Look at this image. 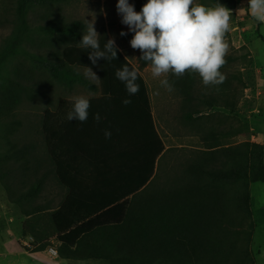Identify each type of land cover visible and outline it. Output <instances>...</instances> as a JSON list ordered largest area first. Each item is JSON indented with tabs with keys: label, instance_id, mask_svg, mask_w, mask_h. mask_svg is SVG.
Returning <instances> with one entry per match:
<instances>
[{
	"label": "trees",
	"instance_id": "trees-1",
	"mask_svg": "<svg viewBox=\"0 0 264 264\" xmlns=\"http://www.w3.org/2000/svg\"><path fill=\"white\" fill-rule=\"evenodd\" d=\"M55 1L58 0H15L16 24L0 47V140L8 141L14 132L15 120L8 118L14 115L17 105L38 94L37 84L30 81L34 68L41 74L49 73L59 84L69 87L79 83L98 94L89 98L85 122L67 119L72 102L63 98L54 109H45L40 117L39 133L48 162L47 173L59 187L66 189L64 199L51 206V210L48 211L46 203H34L42 189V180L16 192L12 190V182L2 177L12 169L0 173V184L29 219L24 223L29 224L46 212L50 235L57 233L59 257L104 259L108 264H203L205 261L254 264L249 248L254 226L249 183H264V145L241 142L206 151L180 146L188 152V157L179 163L183 174L177 181L169 172L170 167L159 166L164 158H168L166 164L173 161L172 154L178 149L164 146L144 79L139 74V91L130 96L125 84L115 75L125 64L132 65L120 49L117 47L116 59L99 58L92 64L91 50L78 44L84 32L83 21H65L61 14H53L46 8L49 13L42 16L45 22L30 25L28 13L32 8ZM216 2L199 0L197 5ZM219 2L232 6L228 0ZM36 31L44 33L48 43L50 39L53 42L59 39L60 44H52L45 55L30 52L21 46L22 40ZM98 33L103 49L110 37L104 27ZM19 53L26 60H17L15 65L7 67L8 59ZM81 67H90L100 80L97 83L88 80L76 70ZM24 80L28 82L23 83ZM183 93L186 97L181 105L180 123L198 137L196 99L191 92ZM124 98L131 103L124 105ZM48 102L52 104L51 100ZM97 113L101 117L99 122L94 119ZM105 129L111 131L110 139L105 138ZM34 148V143L18 147L9 144L0 154V164L29 155ZM248 151L256 156L257 162L242 166L243 152L246 156ZM29 162V158H24L20 165L23 168ZM44 176L45 173L41 178ZM228 185L235 186L237 196L234 202L227 201L230 206L222 195ZM237 211L240 216L243 213V225L247 229L233 234V240L229 238L233 233L230 232L229 241L223 240V231H231L232 227V220L225 218L227 212L233 217ZM31 233L43 238L42 234ZM221 250L226 257L220 258Z\"/></svg>",
	"mask_w": 264,
	"mask_h": 264
},
{
	"label": "rangeland",
	"instance_id": "rangeland-1",
	"mask_svg": "<svg viewBox=\"0 0 264 264\" xmlns=\"http://www.w3.org/2000/svg\"><path fill=\"white\" fill-rule=\"evenodd\" d=\"M117 2L118 0H58L50 4L35 6L28 13V20L31 26L42 25L45 22L42 16L49 13L45 10L46 8H50L53 14H61L65 21L79 19L84 22L85 19L92 20L95 17L96 31L104 27L109 37L115 39L116 46L125 57H128L131 64L136 66L144 79L156 127L165 144L178 149L172 154L173 161L169 160L166 164L168 158H164L159 166L164 169L170 167L169 172L176 177L177 181L183 174V166L179 163L184 157H188V152H184L179 146H184L185 149L197 147L201 151H206L241 142L264 145V23H259L257 27L256 20L251 16L248 8L249 0H228L232 5L227 7L231 12L229 13V29L224 33V42L228 45V49L225 54L226 63L220 69L226 76L225 82L205 87L199 74L186 72L180 78L169 74L167 79L174 88L171 92L160 85V79L165 78L163 75L154 78L151 74V65L140 63L141 51L131 47L130 41L133 33L121 23V17L116 10ZM129 3L134 4L135 10L139 12L147 0H129ZM198 3L199 0H193L192 6ZM14 6L15 0H0V47L3 39L10 35L16 24ZM205 6L211 5L206 3ZM84 31H86V24ZM121 31L127 34L121 36ZM22 41L21 46L37 55H45L46 50L52 48V44H60L59 39L54 42L50 39L51 44L48 43L47 36L41 31L32 32ZM17 60H26V57L21 53L16 56L12 55L8 59L7 67L15 65ZM76 70L91 82L97 83L90 78V74L85 75L87 68L81 67ZM30 81L37 84L38 94L30 100L24 99L17 105L14 115L8 118L15 120L14 132L9 136L8 141L0 140V154L9 147V144L18 147L22 144L34 143L35 148L30 150L29 155L18 156L0 164V173L7 168L12 169L10 173L6 172L2 177L12 182V190L16 192L19 189H26L39 179L42 180V189L35 197L34 203L45 205L47 192L55 191L60 195V189L53 176L47 173L48 162L44 157L39 133L40 117L45 109H54L61 98L70 103L74 95H85L90 98L98 92L88 90L79 83H73L69 87L64 86L56 82L49 73L41 74L35 68L30 74ZM26 82L28 81H23V83ZM183 92H191L192 98L194 96L196 99L198 137L185 133L184 126L180 123L181 105L186 97ZM48 100H51L52 104ZM180 133L185 134L181 136ZM222 135L226 136L221 138ZM242 156V166L249 167L257 162L256 156L250 151L246 156L243 152ZM24 158H29L30 162L22 168L20 162H23ZM43 173L45 176L42 179ZM222 192V195L227 197L225 198L227 206H230V203L234 202L237 197L235 186L228 185L223 188ZM249 192L251 217L254 222L249 248L254 256V264H264V183L250 182ZM10 198L9 193L0 184V264H36L38 256L35 252L51 245L49 241L51 230L48 226L46 212L40 213V218H35L29 224L24 223L29 219H26L20 207ZM240 214L237 211L232 217L227 212L225 218L232 220V227L231 231H223V240L229 241L230 232L233 233L229 238L233 240L235 238L233 234H237L240 229H247L243 225L245 217L243 213L241 216ZM33 231L42 234L43 238L33 236L31 233ZM52 247L56 249L57 254L50 255L59 256L58 245H52ZM218 254L221 255L220 258L226 257L223 250ZM86 260L92 261V264H108L104 259ZM38 261L46 263V259ZM203 264L211 263L205 261Z\"/></svg>",
	"mask_w": 264,
	"mask_h": 264
},
{
	"label": "clouds",
	"instance_id": "clouds-1",
	"mask_svg": "<svg viewBox=\"0 0 264 264\" xmlns=\"http://www.w3.org/2000/svg\"><path fill=\"white\" fill-rule=\"evenodd\" d=\"M192 5L193 0H147L138 12L129 0H118L116 4L121 23L133 33L131 47L141 51L139 59L151 65L154 78L165 77L160 79V85L169 92L174 90L167 79L169 74L176 78L186 72L199 74L205 87L220 85L226 80L220 69L226 63L228 45L224 42V33L229 29L231 10L219 0L211 6ZM248 8L258 23H264V0H249ZM84 23L86 31L78 44L91 50L89 59L92 64H96L99 58L116 59L115 39L109 38L101 49L100 34L94 27L95 17L85 19ZM126 34L120 32L121 36ZM89 74L93 81L100 80L90 67L85 75ZM115 75L125 84L130 96L138 93L139 71L135 65L125 64L116 70ZM71 100L72 109L67 113V119L85 122L89 115V98L74 95ZM122 103L128 105L131 100L124 98ZM94 119L100 121L99 113ZM104 135L110 139L111 131L105 129Z\"/></svg>",
	"mask_w": 264,
	"mask_h": 264
},
{
	"label": "crops",
	"instance_id": "crops-1",
	"mask_svg": "<svg viewBox=\"0 0 264 264\" xmlns=\"http://www.w3.org/2000/svg\"><path fill=\"white\" fill-rule=\"evenodd\" d=\"M184 130H185V133H190L194 136H197L195 135L194 132H191V131H187V129H185V127H183ZM158 130V129H157ZM159 133V131H158ZM185 133H180L179 135H184ZM160 135V133H159ZM163 143H164V146L165 148L169 147V146H172V145H166L165 144V141L163 140L162 136L160 135ZM181 145V144H180ZM180 147V146H179ZM57 185V184H56ZM58 186V185H57ZM58 188L60 189V195L57 194L55 191H52V192H47V196H46V205L48 207V211L51 210L52 208H50L51 206L53 207L54 205H56L61 199L63 200L64 199V196L66 195V189L64 187H59ZM131 195L128 196V198H130ZM48 226H50V229H51V224L50 222L48 221ZM56 234L57 233H53L51 234L50 238H49V241L51 242V245H48V246H55V245H58L59 244V241L57 240L56 238ZM48 248V247H47ZM47 248L45 249H39L35 252V254H37L38 256V260H44L46 259V263H50V264H79V262H83V264H92L93 262L90 261V260H86V259H71V258H65V257H59V256H51L48 251H47ZM49 257V258H47ZM8 259V257L6 258ZM36 262V264H43V262H40L38 261ZM75 260L77 262H75ZM79 260V261H78ZM45 263V264H46ZM10 264H13V263H10Z\"/></svg>",
	"mask_w": 264,
	"mask_h": 264
},
{
	"label": "built area",
	"instance_id": "built-area-1",
	"mask_svg": "<svg viewBox=\"0 0 264 264\" xmlns=\"http://www.w3.org/2000/svg\"><path fill=\"white\" fill-rule=\"evenodd\" d=\"M47 251H48V253L51 254V255H56V254H57L56 249H55L54 247H52V246H49V247L47 248Z\"/></svg>",
	"mask_w": 264,
	"mask_h": 264
}]
</instances>
